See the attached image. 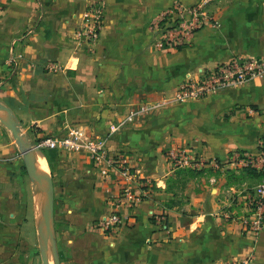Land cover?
<instances>
[{
  "label": "crops",
  "instance_id": "crops-1",
  "mask_svg": "<svg viewBox=\"0 0 264 264\" xmlns=\"http://www.w3.org/2000/svg\"><path fill=\"white\" fill-rule=\"evenodd\" d=\"M174 1L198 4L219 24L197 30L186 47L160 50L153 23ZM93 3L104 9V23L89 44L75 32ZM233 57L264 58V0H0V102L32 142L74 124L106 136L112 122L130 116L109 146L151 184L134 208L120 207L129 222L106 233L98 221L118 209L114 199L127 180L106 182L85 148L40 150L61 264H226L253 253L250 264H264V228L256 237L217 212L247 189L228 187L226 170L240 173L235 154L257 152L264 139V75L184 104L167 101L180 84ZM144 103L159 107L131 116ZM174 148L205 156L213 171L191 180L180 206L167 181L176 171L168 158ZM258 180L246 176L239 185ZM32 183L0 122V264L30 263L28 246L39 239ZM161 214L168 229L157 222Z\"/></svg>",
  "mask_w": 264,
  "mask_h": 264
},
{
  "label": "built area",
  "instance_id": "built-area-1",
  "mask_svg": "<svg viewBox=\"0 0 264 264\" xmlns=\"http://www.w3.org/2000/svg\"><path fill=\"white\" fill-rule=\"evenodd\" d=\"M85 18L84 23L76 30L75 36L81 41L93 44L97 42L104 23V9L93 3L87 8ZM218 24L216 15L207 12L198 4L187 9L185 4L174 1L173 5L163 10L153 23L154 45L160 50L181 49L192 42L193 34L197 30L206 25ZM263 75L264 58L233 57L213 69L204 70L197 78L183 82L173 97L167 101L184 103L198 100ZM156 107H159V104L144 103L131 116L148 112ZM129 118L130 116L112 122L106 136L89 133L84 125L74 124L64 134L44 136L36 142L38 149L75 152L85 148L89 151L93 166L106 182L114 183L117 175L127 180L114 199L118 209L100 220V227L106 233L115 232L129 222L130 216L121 211L120 207L134 208L151 190V184L139 177L140 170L130 165L126 154L123 151L112 150L109 146L110 137L125 127ZM168 158L175 168L191 167L206 170L210 168L209 163H211L205 156L187 148L172 149ZM235 158L236 166L242 165L244 168L254 170L260 174V177L252 188L236 194L229 202V208L222 207L217 212L229 222H240L246 232L257 237L264 228V141L261 139L257 152H238ZM213 163L220 166L217 160H213ZM156 219L161 226L168 229V219L165 214L157 215ZM253 257L254 253L241 260L227 261L226 264H250Z\"/></svg>",
  "mask_w": 264,
  "mask_h": 264
},
{
  "label": "water",
  "instance_id": "water-1",
  "mask_svg": "<svg viewBox=\"0 0 264 264\" xmlns=\"http://www.w3.org/2000/svg\"><path fill=\"white\" fill-rule=\"evenodd\" d=\"M194 5H188L187 9H190ZM0 119L12 131L15 141L23 157L25 167L27 173L30 176V179L34 183L37 182L35 201L39 211L46 216L43 225L39 226V244L42 262L43 264H50V243L54 252L56 263L60 264V256L55 228V195L53 189L51 190L50 188V183L52 185L51 180L49 181V183H47L41 175V170H39L37 167L36 155L37 152L40 151L34 148L33 142L30 139L29 135L27 133H24L21 127V123L14 114L12 108L2 102H0Z\"/></svg>",
  "mask_w": 264,
  "mask_h": 264
},
{
  "label": "rangeland",
  "instance_id": "rangeland-1",
  "mask_svg": "<svg viewBox=\"0 0 264 264\" xmlns=\"http://www.w3.org/2000/svg\"><path fill=\"white\" fill-rule=\"evenodd\" d=\"M239 85H241V84H239ZM191 101V100H190ZM187 102H189V101H187ZM187 102H184V103H187ZM184 103H180V104H184ZM0 122L6 127V128H8L9 130H10V128L9 127H7L6 125H5V123L0 119ZM11 131V130H10ZM12 132V131H11ZM24 133H26V132H24ZM12 135H13V133H12ZM14 137V136H13ZM36 142L37 141H34L33 142V146H34V148L35 149H38L37 147H36ZM176 149H179V148H176ZM181 149V148H180ZM39 151L40 150H42V148H40V149H38ZM37 158L39 159V162L38 163H40V166H41V163H43V160H42V156L40 155V152H37ZM236 166V164H234V167ZM238 167V166H237ZM242 169V168H241ZM27 171V170H26ZM205 173V172H204ZM206 174V173H205ZM175 176V175H174ZM169 177L168 178V186L171 188V189H173L174 190V192L175 193H177L179 196H177V198H175V199H172V203H173V205H176V206H180V205H183V204H185V202H186V196H184V191H185V189H186V187L188 186V185H191V180L193 179H198V176L197 177H193V178H191V174H184V173H181V174H179V175H177L176 177ZM241 180L240 179H238V178H228L227 177V182H226V185L228 186V187H232V186H236L237 187V189H243V188H247V189H249V188H252L253 186H254V184H250V185H239V183H241L240 182ZM33 184V188H34V196H33V198L35 199V194H36V184L33 182L32 183ZM50 187H52V185H51V183H50ZM53 188H51V190H52ZM236 194H238V191L237 192H234V193H231V195H233V196H236ZM39 211V209L36 207V213H38V216H39V218L41 219V217H40V213L38 212ZM41 216H43V215H41ZM38 218V219H39ZM100 220L98 221V225L97 226H99L98 228H101L100 227ZM94 225V227H95V224H93ZM56 238H57V234H56ZM58 241V240H57ZM57 244H58V242H57ZM29 247V252H30V263L29 264H43V262H42V257H41V253H40V244H39V239H38V234H37V236H36V239L35 240H33V244L32 245H30V246H28ZM26 250H27V248H25ZM59 251V250H58ZM33 254V255H32ZM49 256H50V264H57L56 263V259H55V256H54V252H53V249H52V247H51V245H50V243H49ZM59 256H60V264H61V255H60V252H59ZM83 264H91V261L90 260H86V261H84L83 262Z\"/></svg>",
  "mask_w": 264,
  "mask_h": 264
},
{
  "label": "trees",
  "instance_id": "trees-1",
  "mask_svg": "<svg viewBox=\"0 0 264 264\" xmlns=\"http://www.w3.org/2000/svg\"><path fill=\"white\" fill-rule=\"evenodd\" d=\"M264 141V139H262ZM218 162V161H217ZM219 165L220 162H218ZM209 173V172H213L212 169L210 168H207L206 170H198L196 168H191V167H178L176 168V171H175V176L176 177L177 175L181 174V173H184V174H191V178L193 177H199L205 173ZM226 174H227V177L228 178H238L240 180H242L243 178L246 179V176H250V177H256V178H259L260 177V174L254 170H251V169H248V168H243L241 169L240 173H237L233 170V169H227L226 170Z\"/></svg>",
  "mask_w": 264,
  "mask_h": 264
},
{
  "label": "bare ground",
  "instance_id": "bare-ground-1",
  "mask_svg": "<svg viewBox=\"0 0 264 264\" xmlns=\"http://www.w3.org/2000/svg\"><path fill=\"white\" fill-rule=\"evenodd\" d=\"M38 162H39V159L37 158V167H38L39 170H41V175L43 176L45 181L47 183H49L50 175H49V171L46 170V168H47L46 167V163L43 161V163H41V166H40V163H38ZM35 184H36V189H37V182H35ZM50 188H52V187H50ZM38 196H40V195H38ZM35 203H36V201H35ZM36 207H37V204H36ZM38 212L40 213V217H41V219H40L39 216H38V213H37V220H38V224L40 226V225H43L46 216L43 213H41L40 211H38ZM41 215H43V216H41Z\"/></svg>",
  "mask_w": 264,
  "mask_h": 264
}]
</instances>
